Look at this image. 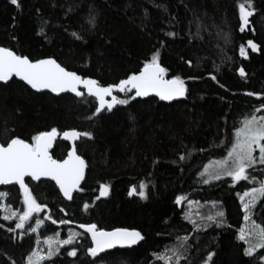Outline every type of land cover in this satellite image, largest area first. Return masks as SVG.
<instances>
[{"label": "trees", "instance_id": "trees-1", "mask_svg": "<svg viewBox=\"0 0 264 264\" xmlns=\"http://www.w3.org/2000/svg\"><path fill=\"white\" fill-rule=\"evenodd\" d=\"M242 2L19 0L17 7L0 0V45L18 54L33 60L53 57L66 69L106 85L139 71L158 52L165 77L179 75L186 88L179 101L133 97L93 116L96 100L84 92L80 97L38 93L14 77L0 83L2 143L12 136L31 142L32 135L52 127L92 133L76 142L86 173L70 201L53 182L26 179L32 195L46 207L33 213L24 229L15 228L16 216L5 220L10 213L0 209V264H26L33 248L46 255L41 264H166L154 255H169L166 249L179 252L180 264H203L205 259L208 264H264V248L245 255L249 245L238 238L244 222L240 194L264 179V164L247 170L257 182L234 184L222 177L205 184L201 175L207 162L224 156L245 115H264V95H249L264 93V0H253L254 12L244 31L239 29ZM90 10L96 14L92 26L86 22ZM248 40L257 44V51L247 46ZM241 45L247 57L239 54ZM117 96L127 98L125 93ZM67 150L66 142L56 140L51 155L62 159ZM141 182L143 198L137 194ZM101 184L108 185L107 196L99 195ZM130 187L137 192L129 195ZM0 193L7 194L0 202L22 211L18 186H1ZM177 195L185 197L180 205ZM193 204L215 205L224 213L217 218L222 222L206 219L216 210L190 214ZM251 207L253 221L264 226V196ZM36 219L44 223L36 232L28 231ZM88 223L105 230L136 229L143 239L93 257L87 253L91 238L79 227ZM195 223L201 227L196 229ZM70 230L78 234L72 244L47 257L44 238L58 233L64 239ZM71 247L77 249L75 256L67 254ZM171 264H176L174 258Z\"/></svg>", "mask_w": 264, "mask_h": 264}, {"label": "snow or ice", "instance_id": "snow-or-ice-1", "mask_svg": "<svg viewBox=\"0 0 264 264\" xmlns=\"http://www.w3.org/2000/svg\"><path fill=\"white\" fill-rule=\"evenodd\" d=\"M10 2L19 7V0H10ZM239 9V29L244 31L246 25H249V17L254 12L253 0H243L238 4ZM89 26L96 22V14L90 10L87 16ZM73 36L77 34L72 33ZM173 35V33H168ZM247 46L253 52L257 51V44L252 40L247 41ZM239 54L242 57H247L246 48L241 45ZM190 63V62H189ZM241 77L245 76L243 68L237 69ZM167 69L162 67L158 62V52L153 53L150 59L144 61L143 66L139 71L129 73L125 78L120 79L115 83L101 84L98 80L90 77H82L75 71H69L63 67L56 59L45 57L41 59H30L26 55L18 54L9 47L0 46V81H9L11 76L19 77L26 82L32 89L37 91L42 89L50 90L52 93H62L70 91L80 97L83 95L80 86L87 91L90 96L95 97L97 106L95 112L100 113L102 109H112L117 104H127L129 100L135 97H145L149 93H154L157 97L164 101H171L175 97H183L186 93L185 82L179 75L172 76L170 79L165 77ZM211 75V73L209 74ZM216 79L214 75L211 76ZM114 90L125 93V99L113 95ZM249 95L262 96L264 93H249ZM106 97H111L106 99ZM264 109V104L260 105ZM258 111V110H257ZM58 130L52 127L47 131H39L32 135L31 142L12 136L6 143H0V183L7 184L15 182L19 185L20 191L23 194V211H13L10 206L0 202V209L9 212L10 215H5V220L17 217L15 228L22 229L25 223L33 215L40 213L46 205L38 203L37 199L29 190V185L25 182L26 177H31L32 180H39L42 177L51 178L59 186L60 192L64 197L72 199L73 191L77 189L80 181L84 177L86 163L82 156L77 154L75 148H70L67 155L63 159H54L48 149L52 146V142L57 138ZM69 141L78 139L81 136L90 137L91 132H78L76 129H69L60 133ZM259 150V160L254 156V151ZM227 154L221 159L210 160L204 165V170L201 175H206L207 179L203 183L207 184L212 180H220L222 177H230L232 183H237L241 180H256L255 176L250 177L248 169H251L258 162L264 164V115H257L254 111L251 115H245L240 121L239 126L234 128V135L230 146L227 147ZM181 159L184 156L181 155ZM144 183L141 182L139 191L135 187H130L129 195L134 192L143 198L145 196ZM6 193H0V201L6 196ZM99 195L101 197L108 195V185L101 184ZM260 196H264V179L258 182V187L249 188L240 199L244 210V220L251 219L249 212L251 206L255 205ZM185 197L177 195L175 202L180 205ZM192 202L189 201V204ZM88 207L87 204L84 205ZM63 211V209H61ZM47 219L52 217L49 213H43ZM224 215L223 211H217L214 215L206 217L208 221H216L221 223ZM186 219L188 217H185ZM53 223L57 221L53 220ZM44 223L41 219H36L35 224L28 228L30 232L36 230ZM65 223V221H60ZM207 226L206 224L204 225ZM80 228L84 229L91 237V246L87 248V253L90 256H97L98 253L105 249H111L115 245L131 246L142 240L141 232L136 229L124 227H114L110 230H105L103 227H98L95 223L80 224ZM194 227L199 229L201 225L195 223ZM14 231V229H9ZM23 233H21L22 235ZM78 234L70 230L67 238L60 239L59 234H53L44 238V243L48 246L47 257L55 255L59 251L61 245H71ZM238 238L243 240L249 246L244 249L245 255H251L257 248H264V226L257 225L252 222L251 230L242 226ZM182 239L186 240L187 236ZM255 240V243L252 241ZM169 255L154 254L159 260L166 261V264H171L174 258L176 264H180L181 255L174 249H166ZM68 256H75L77 249L71 247L68 251ZM213 253H208V258H211ZM46 257L37 248H33L29 255L25 258L26 264H41V261ZM264 260V257H261ZM203 264H208L205 259Z\"/></svg>", "mask_w": 264, "mask_h": 264}, {"label": "water", "instance_id": "water-1", "mask_svg": "<svg viewBox=\"0 0 264 264\" xmlns=\"http://www.w3.org/2000/svg\"><path fill=\"white\" fill-rule=\"evenodd\" d=\"M0 46H2V45H0ZM45 58V57H44ZM53 58V57H52ZM41 59V58H40ZM59 63V62H58ZM64 67V66H63ZM68 70V69H67ZM69 71H71V70H69ZM79 75V74H78ZM12 77H15L17 80H19V81H21V82H23L27 87H29L32 91H34V92H38V93H42V92H49L50 94H52V95H54V96H60V95H62V94H71V95H74V96H76L75 95V93H72V92H70V91H64V92H62V93H59V94H57V93H52V92H50V90H47V89H42V90H39V91H37V90H35V89H32L29 85H27L26 84V82H24L23 80H21L19 77H16V76H11L10 78H9V81H10V79L12 78ZM90 78H92V77H90ZM94 79V78H93ZM168 79V78H167ZM4 82H8V81H0V83H4ZM80 90L82 91V92H84V93H86L87 95H89L88 93H87V91L86 90H84L83 89V86H80ZM118 93H121V92H119L118 90H114V92H113V95H117ZM186 94V93H185ZM90 96V95H89ZM151 96H154V97H157L154 93H149V95L148 96H145V97H151ZM76 97H78V96H76ZM91 97H93V96H91ZM184 97L185 96H183V97H175L173 100H171V101H164V100H162V101H164V102H168V103H170V102H174V101H179V100H182V99H184ZM94 99H95V97H93ZM111 97H106V99H110ZM134 98H144V97H135L134 96ZM158 99H160L159 97H157ZM96 100V99H95ZM161 100V99H160ZM96 106H97V101H96ZM115 107V105L113 106V108ZM112 108V109H113ZM105 109H107V108H105ZM104 109H102L101 111H103ZM66 130H69V129H66ZM66 130H64V131H66ZM64 131H61V132H58V135H57V138L56 139H54L53 140V142H52V146L48 149V151H49V154L51 155V150H52V148L54 147V144H55V142H56V140H61V141H64V142H67V144H68V150L70 149V148H75L76 149V142H77V140L79 139H76V140H73V141H69V140H67L66 138H64L62 135H60V133H62V132H64ZM78 131V130H77ZM79 132V131H78ZM19 137V136H18ZM21 138V137H20ZM0 143H1V141H0ZM68 150H67V152H68ZM77 151V150H76ZM67 152H66V155H67ZM77 154H78V152H77ZM65 155V156H66ZM78 155H80V154H78ZM52 156V155H51ZM81 156V155H80ZM54 158V157H53ZM64 158V157H63ZM62 158V159H63ZM83 158V157H82ZM54 159H56V158H54ZM84 159V158H83ZM85 173H86V167H85ZM85 173H84V177H85ZM84 177H83V179L80 181V184L78 185V187H77V189H75L74 191H73V194L75 193V191H77L78 189H79V187L81 186V184H82V182H83V180H84ZM26 179H31V177H26L25 178V182H26ZM40 180H48V181H51V182H53L54 184H55V186L57 187V189L59 190V186L58 185H56V183H55V181H53V180H51V178H48V177H42V178H40L39 180H33L34 182H38V181H40ZM11 185H16V186H18V188H19V185L18 184H16L15 182H9V183H7V184H4V183H0V187L1 186H11ZM20 189V188H19ZM59 192H60V190H59ZM99 192H100V189H99ZM60 194H61V196L63 197V199L64 200H66V201H70L71 199H68V198H66V197H64L63 196V194L60 192ZM80 225V224H79ZM82 229V228H81ZM130 229V228H129ZM82 230H84V229H82ZM85 231V230H84ZM86 232V231H85ZM90 236V235H89ZM91 238V237H90ZM131 246H133V245H131ZM131 246H127V245H124V246H121V245H115L113 248H111V249H105L103 252H106V251H109V250H113V249H117V248H121V249H124V248H128V247H131ZM103 252H101V253H103ZM101 253H98V254H101Z\"/></svg>", "mask_w": 264, "mask_h": 264}, {"label": "rangeland", "instance_id": "rangeland-1", "mask_svg": "<svg viewBox=\"0 0 264 264\" xmlns=\"http://www.w3.org/2000/svg\"><path fill=\"white\" fill-rule=\"evenodd\" d=\"M230 146V145H229ZM227 150V149H226ZM258 151V152H257ZM227 154V152H225V154H224V156ZM254 156L257 158V160H259V150L258 149H256L255 151H254ZM222 158V157H221ZM221 158H213V159H211V160H217V159H221ZM208 163V162H207ZM206 163V164H207ZM258 164H260L259 162L256 164V165H254V166H257ZM253 166V167H254ZM203 170H204V168L202 169V173H203ZM250 175V174H249ZM205 176V179H207V176L206 175H204ZM213 181V180H212ZM251 181V178L249 179V180H245V182L246 183H248V182H250ZM256 181V180H255ZM253 182V181H252ZM257 182V181H256ZM250 188H254V187H258V185H255V186H249ZM249 189V188H248ZM248 189H244L243 190V192L241 193V194H243L245 191H247ZM241 194H240V196H241ZM241 200V199H240ZM241 206H242V202H241ZM189 209H191L190 211V214H197V215H201V214H203V213H210V212H214L215 210L216 211H220V210H218L217 208H216V206L215 205H213V204H208V205H192V207H189ZM243 209V208H242ZM22 211H23V209H22ZM251 211H252V207L250 208V212H249V215H250V217H251V219L250 220H248V221H245L244 220V222H243V224H242V226H245L248 230H251V228H252V222H253V219H252V216H251ZM244 215H245V213H244V210H243V218H244ZM14 217V216H13ZM12 217V218H13ZM14 219L15 220H17V218L16 217H14ZM16 223V222H15ZM22 229H24V228H22ZM252 243H255V240H253L252 241ZM46 256V255H45Z\"/></svg>", "mask_w": 264, "mask_h": 264}, {"label": "flooded vegetation", "instance_id": "flooded-vegetation-1", "mask_svg": "<svg viewBox=\"0 0 264 264\" xmlns=\"http://www.w3.org/2000/svg\"><path fill=\"white\" fill-rule=\"evenodd\" d=\"M12 78H13V77H12ZM12 78H11V79H12ZM14 78H15V77H14ZM11 79H10V80H11ZM8 82H9V81H8ZM4 83H6V82H4ZM0 141H1V140H0ZM28 142H29V141H28ZM1 143H2V142H1ZM66 143H67V142H66Z\"/></svg>", "mask_w": 264, "mask_h": 264}]
</instances>
